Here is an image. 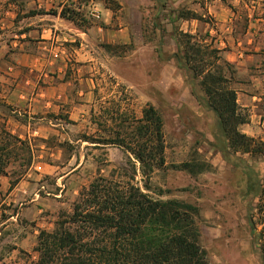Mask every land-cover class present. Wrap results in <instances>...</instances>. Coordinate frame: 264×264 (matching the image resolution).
Masks as SVG:
<instances>
[{
    "label": "crops",
    "instance_id": "0c3cea01",
    "mask_svg": "<svg viewBox=\"0 0 264 264\" xmlns=\"http://www.w3.org/2000/svg\"><path fill=\"white\" fill-rule=\"evenodd\" d=\"M112 1L119 3L118 10L104 0L82 5L77 0H0V253L5 260L15 251L14 245L18 246L14 243L15 223L21 233L26 230V237H21L23 249L29 240L30 213L40 232L47 213L51 216L55 206L65 205L61 199L69 197L71 187L66 190L61 180L70 173L59 177L55 193L47 190L44 178L58 173L55 154L62 152L68 127H77L87 118L86 110L95 108L99 81L108 74L117 85L133 92L136 101L158 109L166 128L164 112H171L174 133L185 128L183 113L190 109V132H197L206 145L197 155L212 169L221 159L208 145L214 141L210 131L213 117L202 107L204 94L189 84L174 52L160 69L139 71L125 66V57L117 52L127 45H144V13L138 3ZM210 13L216 21L213 27L203 28L201 19H180L184 25L180 31L195 36L203 29L213 47L234 65L236 75L250 77L252 85L243 80L235 83L240 87L235 88L238 105L251 113L250 123L240 130L264 141V88L257 86L264 72L259 76L258 65L253 66L256 60H264V32L259 21L242 24L225 6L213 4ZM172 31L167 28L169 34ZM176 136L173 134L172 155L188 154L176 147ZM75 161L71 173L78 172V188L71 190L72 198L88 179L86 157ZM15 207H19L16 214Z\"/></svg>",
    "mask_w": 264,
    "mask_h": 264
},
{
    "label": "rangeland",
    "instance_id": "374dc122",
    "mask_svg": "<svg viewBox=\"0 0 264 264\" xmlns=\"http://www.w3.org/2000/svg\"><path fill=\"white\" fill-rule=\"evenodd\" d=\"M215 1L124 0L127 5L138 3L141 7L144 13L142 29L145 38L143 46L131 44L118 50L117 53L125 57V66L139 71L162 68L163 63L172 56V52H174L173 57L178 52L179 43L182 47L185 46V40L178 35L181 34L180 29L184 26L179 16L183 12H197L199 10L197 14L201 18L200 25L203 28L213 27L216 22L213 14L210 13V7L213 4L225 6L235 12L242 24H247L251 20L259 21L264 32V0H218L219 2L216 3ZM77 2L82 5L91 2V0H77ZM110 5L115 10L120 8L116 1ZM167 28L168 30L173 29V34H169ZM204 34L202 29L199 36L203 39ZM253 64V66L258 65L259 72L256 73H259L260 76L264 72V60H256ZM180 70L184 73V70ZM225 74L226 78L231 79L230 72L225 70ZM242 76L239 78L235 74L230 83L232 88H240L235 84L238 80H243L244 84H253L249 76ZM257 86L264 88V77L258 80ZM135 99L137 98L133 92L127 90L123 85H117L116 79L110 77L109 74L101 78L97 105L93 109L86 110L87 118L84 122L77 127H68V138L61 143L62 152L55 154L56 164L60 167L58 173L44 178V183L49 188H47L49 192H57L55 189H57L56 184L59 177L69 173L68 179H62L61 184L66 186V190L68 187H71V190L78 188L76 187L78 172L71 173V171L76 166L75 159L82 156L86 157L85 171L86 179L88 178L84 182L86 185L83 189L89 187L99 177L127 181L124 177L123 168H129L130 157L123 149L95 146L84 142V140L86 136L90 138L105 136L103 128L95 122H104L107 119L104 112L114 107L113 102L119 103L122 108H125L124 112L128 115L133 113L139 118L142 117V112L146 106L143 102L139 103ZM202 107L204 108L205 105L202 104ZM190 111L187 109L186 113H183L185 128L180 133L177 131L174 133L173 126H171L173 123L171 112L168 113L167 110L164 112L167 117L165 122L167 128L164 127V132L165 157L168 165L151 176L149 180L150 195L163 201L182 198L183 201L199 208L197 232L200 245L206 252L209 264H264V155L252 157L251 155L235 153V156L227 155L228 162L221 155L218 165H214L215 168L196 176L173 169V165L182 162L202 164L203 161L197 155V150L200 147L202 149L206 147L203 143L205 140L197 132L191 134L192 128L189 129V122H192L193 118L188 115ZM246 111L251 116L249 110L246 109ZM101 115L104 119L99 118ZM108 124L111 126L110 122ZM210 131L213 136L216 129L212 127ZM173 134H176L179 139L176 147L182 148L183 153L188 152V154L172 155V146L176 144ZM261 138L256 140L260 141ZM79 139L81 142L77 143L76 141ZM213 139L212 143H208L210 147H213L215 143L221 144V146L224 144L222 139L215 141V135ZM11 143L17 145L15 142ZM225 147L227 152L234 153L232 149L229 150L227 144ZM213 148L218 152V148ZM234 165L238 167L236 166V168ZM247 173L249 174L248 177ZM71 177L72 179H70ZM144 182L141 175L136 177V184L142 189H144ZM83 189L80 190L79 195ZM71 190L69 197L61 199L62 201L65 200V205H60L58 208L55 206L52 211L53 215L50 216L47 213L44 221H41L44 228L42 230L52 231L60 215L72 213L73 205L79 195L72 198ZM13 210L16 214L19 207H15ZM30 214L31 217L27 224L29 231L27 245L23 249L21 248V237H26V230L24 229V233H21V227L15 223L14 243H18V246L14 245L15 251L12 254L8 253L7 260H5V254L0 253V260L4 261L3 264H25L28 259L26 253L32 260L38 259L35 248L40 233L37 232L39 226L32 217V213Z\"/></svg>",
    "mask_w": 264,
    "mask_h": 264
},
{
    "label": "trees",
    "instance_id": "16d2710c",
    "mask_svg": "<svg viewBox=\"0 0 264 264\" xmlns=\"http://www.w3.org/2000/svg\"><path fill=\"white\" fill-rule=\"evenodd\" d=\"M179 18L201 19L191 11L183 12ZM180 33L185 46L178 44L174 58L189 84L204 94V105L213 116L215 141L222 139L224 143L213 147L227 162V155L235 153L264 155V141L240 130L250 123V115L238 105L237 91L230 84L236 74L234 65L206 39L208 35L202 39ZM225 70L231 79L226 78ZM113 104L104 112L107 119L95 122L105 136H86L84 142L123 149L130 157L129 168H123L127 181L99 177L84 188L71 214L60 215L52 231H40L35 248L38 259L32 260L26 253L25 264H209L197 232L199 208L185 201H163L150 195L151 176L166 167L161 113L147 105L139 118L133 113L128 115L119 103ZM99 118L104 119L102 115ZM225 144L234 153L227 152ZM172 167L191 176L212 169L204 161ZM138 175L145 181L144 189L136 184Z\"/></svg>",
    "mask_w": 264,
    "mask_h": 264
},
{
    "label": "built area",
    "instance_id": "2783aa9c",
    "mask_svg": "<svg viewBox=\"0 0 264 264\" xmlns=\"http://www.w3.org/2000/svg\"><path fill=\"white\" fill-rule=\"evenodd\" d=\"M93 14L95 15V17H96L97 19H100V15H99L97 12H93Z\"/></svg>",
    "mask_w": 264,
    "mask_h": 264
}]
</instances>
